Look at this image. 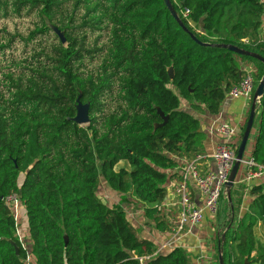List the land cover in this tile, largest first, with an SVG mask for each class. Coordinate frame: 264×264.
<instances>
[{
    "label": "trees",
    "instance_id": "16d2710c",
    "mask_svg": "<svg viewBox=\"0 0 264 264\" xmlns=\"http://www.w3.org/2000/svg\"><path fill=\"white\" fill-rule=\"evenodd\" d=\"M170 2L182 25L164 0H0V264H26L27 255L35 264H191L181 247L160 252L123 205L143 204L146 225L170 229L159 205L182 156L203 151L197 113L218 114L246 64L256 86L264 74L261 61L228 49L264 58V0ZM78 102L87 124L73 120ZM254 127L249 155L264 165V91ZM99 178L117 202L99 197ZM13 193L28 250L6 201ZM249 194L221 245L216 236L224 264L263 257L254 228L264 180Z\"/></svg>",
    "mask_w": 264,
    "mask_h": 264
},
{
    "label": "crops",
    "instance_id": "0c3cea01",
    "mask_svg": "<svg viewBox=\"0 0 264 264\" xmlns=\"http://www.w3.org/2000/svg\"><path fill=\"white\" fill-rule=\"evenodd\" d=\"M247 65L251 64H246V66ZM252 101L253 98L248 99L242 96L234 97L226 95V98L223 100L218 114L209 115L207 113H197V116L200 119L201 130L206 134L203 151L200 153L204 156V158L200 160L198 164L200 172L203 173L215 169V163L211 155L214 152L216 144L222 139L221 134H219L217 131L218 124L227 123L231 126H237L239 130H242L246 113L248 110H250ZM238 137L239 135L235 138L234 142L237 141ZM182 157L189 158L186 156ZM179 171V167H176L172 170V172L176 173V175L170 179L167 185V195L169 197H166L162 206L161 219L170 224V229L168 231H159L152 226L146 225V219L143 215V204L139 202H132L123 205L124 210L126 211V216L134 226L141 228V233L143 236L153 239L158 244V250L160 252H167L173 247H181L189 253L191 264H216V236L220 235L221 240V234L227 229L223 228L224 222L229 220L228 225L230 224L235 226L237 221L247 211L250 202L249 190L245 191L237 184H233L230 191V196H232L233 199L232 210L226 193H224L221 199L223 198L225 203L222 200H219L218 211L215 216L212 217L209 214V211L204 209V219L201 223L196 225L188 224L184 226L181 232L176 234L173 228L177 222V208L175 204L172 205L173 199L170 192V186L172 181L178 179ZM262 180H264V177L252 180L250 188L253 184L259 183ZM236 189H239V192H237ZM190 193L193 199L199 205H202V198L193 183L190 184ZM167 202L170 203L169 206H167ZM25 218L24 210L20 208L19 224ZM256 228H259V230L256 231ZM254 232L258 244L262 248L263 254V257L260 258L261 262L259 261L255 264H264V220L258 221L254 228ZM23 233L25 238L28 240V243H26L24 246L27 249H31V241L29 239L28 230L24 229ZM18 236L22 241L23 236L21 237L19 234ZM27 244L29 245L27 246ZM229 245L232 246L230 241ZM254 254L255 251L252 252L251 256ZM30 264H35L34 259L31 257Z\"/></svg>",
    "mask_w": 264,
    "mask_h": 264
},
{
    "label": "built area",
    "instance_id": "2783aa9c",
    "mask_svg": "<svg viewBox=\"0 0 264 264\" xmlns=\"http://www.w3.org/2000/svg\"><path fill=\"white\" fill-rule=\"evenodd\" d=\"M242 41L246 44L256 45L260 42V39L250 40L243 38ZM255 88L256 83L253 68L251 65H247L244 68L243 75L237 83L229 88L227 95L251 99ZM217 131L221 134L222 139L216 144L214 152L211 155L215 163V169L203 173L200 172L198 164L204 158L200 153L195 154L191 158L182 157L179 166V177L171 183L172 205L175 204L177 208V222L173 228L176 234L181 232L184 226L188 224L196 225L201 223L204 219V209L208 210L212 217L217 214L219 200L225 193V184L236 160L237 146H235L234 140L241 130L237 126L220 123L217 126ZM238 171L239 175L237 172L233 184H237L245 191L250 189L252 180L264 177V165L258 164L250 156L248 158L243 157ZM191 183L197 188L202 198V205H199L193 199L190 193ZM6 201L12 208L18 228L21 207L19 198L17 194L13 193L7 196ZM164 202L159 205V209H162ZM169 205L170 203L167 202V206ZM23 247L25 248L24 245ZM25 262L26 264H30L29 255H27Z\"/></svg>",
    "mask_w": 264,
    "mask_h": 264
},
{
    "label": "water",
    "instance_id": "95a60500",
    "mask_svg": "<svg viewBox=\"0 0 264 264\" xmlns=\"http://www.w3.org/2000/svg\"><path fill=\"white\" fill-rule=\"evenodd\" d=\"M164 1H165V4H166L168 10H170V12L172 13L173 17L182 25V22L178 16V14L176 13V11L173 9L170 0H164ZM53 29L60 36L62 42H65V39L63 37L62 32L58 31L56 28H53ZM228 49L235 52V53H238V54L247 55V56H251L253 58H256L257 60L261 61L264 64V58L255 52H251L249 50H246V49L240 48L238 46H234V45H229ZM168 73H169L170 77L173 76L172 68L168 69ZM263 91H264V74H263L262 78L260 79L259 83L257 84V86L255 88L254 95H253V101L251 103L250 110H249V115L247 117V121L245 123V127L243 130L239 145L237 146V149H236V160H235L233 167L230 171L228 181L225 184V193H226L227 199L230 203L231 210L233 209V207L231 204L230 191H231V188L233 186L236 174L239 170L240 164H241L243 157H244L243 154H244L246 144H247V141L249 138V134H250L253 122H254L255 109L259 104V99L262 96ZM76 110H77V114L73 118V120L76 123L81 124V125L87 124L89 122L88 105L78 102ZM160 115L163 117L164 121L167 119V117L164 116L162 112H160ZM230 226L231 225L229 224L227 226V229ZM224 240H225V231L221 234V240H219L218 244L221 245V243H223ZM15 249L17 251L16 246H15ZM222 251H223L222 248L219 247L218 248V262H219V264H224ZM243 264H250L247 257L244 258Z\"/></svg>",
    "mask_w": 264,
    "mask_h": 264
},
{
    "label": "rangeland",
    "instance_id": "374dc122",
    "mask_svg": "<svg viewBox=\"0 0 264 264\" xmlns=\"http://www.w3.org/2000/svg\"><path fill=\"white\" fill-rule=\"evenodd\" d=\"M253 95V94H252ZM248 113V112H247ZM246 113V115H247ZM254 138H255V127L252 128L251 132H250V135H249V138H248V141H247V144H246V148H245V151H244V154L243 156L245 158H248L250 155H249V150L250 148L252 147L253 145V141H254ZM120 165H122V163H120ZM238 174H239V171H238ZM106 181H104V179L102 178H99V183H98V188H97V194L99 195V197L103 198L104 201L107 203V204H113L114 202H117V196L112 193V192H115L114 190H111L112 192H109L106 187H105V184ZM237 192H239V189H236ZM167 198L169 197L168 195L166 196ZM220 200H222L224 203H225V200L222 198H220ZM219 206V205H218ZM20 218V217H19ZM28 230V224H27V219H23L21 221V223L18 225V234L22 237L23 236V240L21 241L23 245H26V243H28V240L27 238H25L24 236V233H23V230ZM259 228H256V231H258ZM29 244H27L28 246ZM234 246H230L228 245L227 246V249L229 251H231V249L233 248ZM26 248V247H25ZM30 249V248H29ZM26 250H28L26 248Z\"/></svg>",
    "mask_w": 264,
    "mask_h": 264
}]
</instances>
